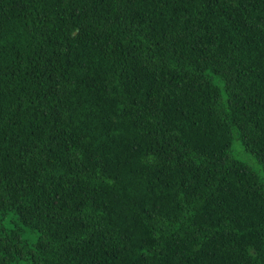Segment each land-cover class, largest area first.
<instances>
[{"label": "trees", "instance_id": "trees-1", "mask_svg": "<svg viewBox=\"0 0 264 264\" xmlns=\"http://www.w3.org/2000/svg\"><path fill=\"white\" fill-rule=\"evenodd\" d=\"M19 262L264 264V0H0Z\"/></svg>", "mask_w": 264, "mask_h": 264}, {"label": "rangeland", "instance_id": "rangeland-1", "mask_svg": "<svg viewBox=\"0 0 264 264\" xmlns=\"http://www.w3.org/2000/svg\"><path fill=\"white\" fill-rule=\"evenodd\" d=\"M233 152L235 153V155L244 160L246 163H248L254 170H256L259 173V166L254 158V156H252L251 154H249L248 152L244 151L240 145H239V141L234 139L233 141ZM36 234L33 232H29V231H24L23 232V237L26 238L28 241H31L35 238ZM18 264H23L21 262H19Z\"/></svg>", "mask_w": 264, "mask_h": 264}]
</instances>
